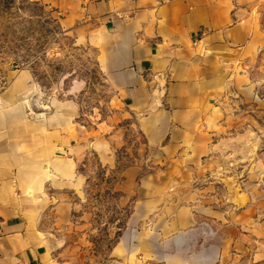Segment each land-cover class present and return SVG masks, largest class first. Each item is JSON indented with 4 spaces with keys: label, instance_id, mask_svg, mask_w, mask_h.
<instances>
[{
    "label": "crops",
    "instance_id": "crops-1",
    "mask_svg": "<svg viewBox=\"0 0 264 264\" xmlns=\"http://www.w3.org/2000/svg\"><path fill=\"white\" fill-rule=\"evenodd\" d=\"M35 1L93 52L106 99L89 140L73 101L42 100L26 70L0 88V264H65L58 230L76 210L86 218L77 165L89 147L108 167L115 150L132 158L111 183L131 211L108 264H129L137 249L162 264L216 262L221 246L198 244L216 228L209 218L195 228L196 211L211 209L166 188L211 168L227 95L242 103L264 48V0Z\"/></svg>",
    "mask_w": 264,
    "mask_h": 264
},
{
    "label": "rangeland",
    "instance_id": "rangeland-1",
    "mask_svg": "<svg viewBox=\"0 0 264 264\" xmlns=\"http://www.w3.org/2000/svg\"><path fill=\"white\" fill-rule=\"evenodd\" d=\"M23 70L30 83L40 85L37 96L42 100L50 95L71 99L76 107L74 124L84 126L89 140L94 139L97 110L106 92L93 52L35 0H0V88ZM247 73L248 94H242L247 100L240 103L236 92L227 95L211 168L194 172L187 178L190 186L178 175L176 185L166 188L171 195L191 193L194 206L211 209V213L196 211L195 228L208 230V218L216 228L215 238L198 239V244L221 246L213 264H264V48ZM71 85L73 90L67 92ZM32 97L31 92L29 100ZM114 155L116 163L108 167L89 147L78 161L77 171L86 177L82 209L86 218L80 219L81 210H76L70 223L58 230L66 240L57 251L65 264H108L109 249L126 230L131 205L120 204V193L111 189V183L132 158L119 149ZM146 172L156 171L148 165ZM205 247L193 246L188 253ZM128 258L129 264H162L140 249Z\"/></svg>",
    "mask_w": 264,
    "mask_h": 264
}]
</instances>
